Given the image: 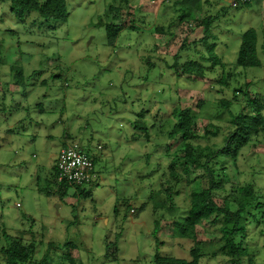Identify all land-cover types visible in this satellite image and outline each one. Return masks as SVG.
Listing matches in <instances>:
<instances>
[{
  "label": "rangeland",
  "instance_id": "rangeland-1",
  "mask_svg": "<svg viewBox=\"0 0 264 264\" xmlns=\"http://www.w3.org/2000/svg\"><path fill=\"white\" fill-rule=\"evenodd\" d=\"M159 1L67 0L69 18L57 22L36 11L20 20L11 0H0V249L21 239L35 244L37 260L49 250L50 264H155L157 251L191 260L196 245L201 264H229L221 249L222 221L204 219L195 237L174 235L173 221L187 213L195 184L182 168L179 183L169 175L182 140L171 133L186 109L198 117L197 152L209 154L224 146L234 115L254 113V99L264 104V0L239 7L228 0H168L160 8ZM111 6L119 7L118 17ZM113 22L124 25L114 46L106 29ZM181 22L185 34L169 44ZM156 26L166 34H157ZM250 28L257 31L262 64L243 67L237 59ZM213 43L223 63L203 61V78L173 66L202 61ZM130 131L139 135L136 150L127 144ZM72 142L84 152L100 143L125 151L126 178L114 181L111 175L121 179L123 169L100 160L96 168L106 179L96 185L52 184V154ZM213 165L216 178L226 166L225 193L251 184L264 204L262 134L237 158L218 157ZM203 173L197 168L189 177ZM201 179L207 186V177ZM169 185L178 212L142 208L155 190ZM220 192L219 204L225 196ZM247 215L249 256L264 264V208ZM0 261L7 264L4 254Z\"/></svg>",
  "mask_w": 264,
  "mask_h": 264
},
{
  "label": "trees",
  "instance_id": "trees-1",
  "mask_svg": "<svg viewBox=\"0 0 264 264\" xmlns=\"http://www.w3.org/2000/svg\"><path fill=\"white\" fill-rule=\"evenodd\" d=\"M168 1V0H167ZM170 2L173 0H169ZM182 0L174 1L179 3ZM188 3L195 4V0H183ZM11 9L16 17L24 20L28 14L33 11L39 13L45 20H55L57 22H66L69 18L67 10V0H11ZM110 12L114 17H118L120 12L119 7L111 6ZM205 21V18L203 19ZM123 23H110L107 24V42L109 45L114 46L116 40L123 30ZM131 28H136L135 24H130ZM157 32H163L164 28L158 26L155 28ZM208 30V29H207ZM205 30V32L207 31ZM208 40V36L201 38V42ZM207 42V41H206ZM182 44L175 54L176 58L179 57L180 50L183 48ZM209 56H202V61L188 60L180 65L179 62L174 64V67H180L182 74L190 76H199L201 78L205 75L207 68L203 61H213V65L222 64L220 58L213 53L215 44H211L208 48ZM237 64L243 67L260 66L262 61L258 57V34L254 28H250L244 32L242 42L238 54ZM20 76L23 74L21 71L18 73ZM226 81L224 78L220 82ZM237 96H234L236 99ZM254 113H247L242 111L232 118L233 129L226 136L225 144L223 147L207 154L202 150L197 152L193 144V138L197 131L198 117L186 113L181 115L177 128L171 134L173 136L180 134L181 141L178 145L180 150L179 154L176 153L175 157H171L168 164L169 175L174 182L179 183L181 174H178V168H182L188 176V181L194 183L195 186L190 192V204L187 213L180 214L174 221V235L178 237H195L196 227L204 219H212L214 223L222 221L220 232L222 233L223 245L222 252L228 257L229 264H254L252 256H249V248L245 244V238L248 233L249 219L247 214H251L252 208H264V204L259 201L254 187L251 184L239 185L236 188L231 187L230 192H226V184L230 183V178L226 173V166L222 165L221 176H215L214 163L218 157H231L237 158L241 149L251 142L253 136L262 134L264 136V104L258 99H254ZM229 101H222L223 104H229ZM201 103H199L200 105ZM182 111V113H184ZM197 117V118H196ZM209 134V133H208ZM147 135V133H145ZM182 152V153H181ZM94 157L96 166V155L89 153ZM203 158V159H202ZM213 163V164H212ZM201 168L204 170L203 174L195 175L191 179L189 175L195 172V169ZM207 177V186L202 182L201 178ZM200 178V179H199ZM57 171H56V179ZM59 182V181H58ZM68 187L70 186L66 182ZM81 187V186H76ZM222 191L225 196L222 203H218L217 196ZM92 192V191H91ZM91 192L85 191V196H90ZM66 193V192H65ZM174 192L172 185L166 188H159L155 190L149 200L144 202L142 208L148 206L153 207V212L158 210L167 209L172 213L178 212V207L173 203ZM221 194V192H220ZM153 201V202H152ZM158 224V223H156ZM157 227V226H156ZM54 242L49 245L53 246ZM198 244V243H197ZM35 244L33 242H25L24 240H14L8 247L0 249V255L4 254L7 264H50L49 250L44 256L37 260L34 257ZM191 257L187 258L177 257L174 255H163L159 251L155 254V264H201L203 253L199 246L194 245L191 249ZM1 264V261H0Z\"/></svg>",
  "mask_w": 264,
  "mask_h": 264
},
{
  "label": "built area",
  "instance_id": "built-area-1",
  "mask_svg": "<svg viewBox=\"0 0 264 264\" xmlns=\"http://www.w3.org/2000/svg\"><path fill=\"white\" fill-rule=\"evenodd\" d=\"M234 7L252 4L255 0H228ZM102 148L101 145L98 146ZM58 181L72 186L87 185L98 179L94 157L81 151L77 143H68L61 147L58 158Z\"/></svg>",
  "mask_w": 264,
  "mask_h": 264
},
{
  "label": "crops",
  "instance_id": "crops-1",
  "mask_svg": "<svg viewBox=\"0 0 264 264\" xmlns=\"http://www.w3.org/2000/svg\"><path fill=\"white\" fill-rule=\"evenodd\" d=\"M167 0H161V1H159V5H158V7L160 8V6L163 4V3H165ZM174 1H179V0H173V1H171V2H174ZM181 25H183V22H181L180 23V29L178 30V32L179 33H177V31H175L176 33H174V36H169L168 37V41H169V44H173L177 39L179 40V38L182 36V34H183V30L187 27V24H185L184 26H183V28H182V26ZM156 27H158V26H156ZM163 27V26H162ZM157 34H161V35H165L166 34V31L164 30L163 32H156ZM185 34V33H184ZM183 34V35H184ZM187 37H188V35H187ZM166 38V37H165ZM178 51V50H177ZM177 52H174L173 54L175 55ZM190 76V75H189ZM193 77H199V76H195V75H193ZM199 78H201V77H199ZM129 134H130V137H131V139L130 140H127V144L129 145L128 147L129 148H131V150H136L137 149V146L138 145H136V142H135V140L136 139H139V135L137 134V133H133L132 131H130L129 132ZM119 142L120 143H123L124 142V139H122V138H120L119 139ZM66 145V144H65ZM98 145H101L102 146V149H99L98 148ZM97 145V147L96 148H94V149H90L89 151H87L88 153H93V154H95L96 155V157H97V159H96V165H97V162L98 161H100V160H102V162H104V163H106V162H110L108 165H112V166H114V167H118V168H120V169H123V171H122V173H121V179L117 176V175H115L116 173H113L111 176H112V178H113V180L114 181H119V180H123V179H125L126 177H125V173L127 172V169H129V164H126V166H122V165H124L123 164V161H125V160H127L128 162L130 161L129 160V157L128 156H126L125 155V151H123L122 153H116L115 152V150L113 149V148H110L109 147V144H107L106 143V145L105 144H102V143H100V144H98ZM108 145V146H107ZM62 146H60V147H58V149L52 154V162H51V177H50V181L52 182V184H55L56 182H53V181H55V179H56V171H57V166H56V164H57V156H58V152H59V150H60V148H61ZM134 153V152H133ZM96 170H97V172H98V176H99V178L97 179V181L95 182V183H93V184H97L98 183V181L99 180H101L102 181V179L104 180V179H106L104 176H102V174H101V171L100 170H98L97 168H96ZM58 179V178H57ZM87 186H89V185H87ZM76 188H79V187H76ZM81 188V187H80ZM62 192V191H61ZM65 193V192H64ZM93 197L94 198V195H93V192H91V194H90V196H88L87 195V197ZM91 197V198H92ZM116 211H117V208H116Z\"/></svg>",
  "mask_w": 264,
  "mask_h": 264
},
{
  "label": "clouds",
  "instance_id": "clouds-1",
  "mask_svg": "<svg viewBox=\"0 0 264 264\" xmlns=\"http://www.w3.org/2000/svg\"><path fill=\"white\" fill-rule=\"evenodd\" d=\"M99 146V145H98ZM57 158H58V156H57ZM56 166H57V164H56ZM97 171V170H96ZM98 173V172H97ZM99 177V176H98ZM57 178H58V168H57ZM97 181V180H96ZM95 182V181H94ZM93 183V182H92ZM70 185V184H69ZM87 185H89V184H87ZM70 186H72V185H70ZM76 186H84V185H74V186H72V187H76Z\"/></svg>",
  "mask_w": 264,
  "mask_h": 264
},
{
  "label": "bare ground",
  "instance_id": "bare-ground-1",
  "mask_svg": "<svg viewBox=\"0 0 264 264\" xmlns=\"http://www.w3.org/2000/svg\"><path fill=\"white\" fill-rule=\"evenodd\" d=\"M61 149V148H60ZM60 151V150H59ZM59 153V152H58Z\"/></svg>",
  "mask_w": 264,
  "mask_h": 264
}]
</instances>
